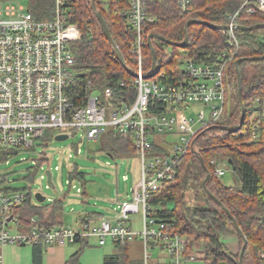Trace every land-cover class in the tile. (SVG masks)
<instances>
[{
	"label": "built area",
	"instance_id": "obj_1",
	"mask_svg": "<svg viewBox=\"0 0 264 264\" xmlns=\"http://www.w3.org/2000/svg\"><path fill=\"white\" fill-rule=\"evenodd\" d=\"M70 1L55 0L54 16L50 19H38L28 8L11 1L0 4V149H33L47 130L69 136L82 132L88 139L98 140L111 127L131 134L141 163V177L132 198L119 202L115 223L100 218L95 224L88 220L71 228L34 226L13 230L12 223L17 227L15 206L30 193L10 187L11 180L0 171V264L2 247L6 245H65L92 237L100 245L109 240L114 245H126L140 238L142 264L196 263L200 259L196 245L193 252H188L187 236L176 231L168 219L158 217L156 212L161 207L150 205L148 199L177 176L184 157L196 150L199 134L224 122L226 69L233 57L224 52L215 64L198 63L181 47L173 71L177 75L158 73L157 62L156 72L150 75L152 68L145 70L150 36L145 33V25L154 20L147 12L152 0H131V84L120 81L117 87L86 88L82 92L70 47L80 36L78 27L69 22ZM192 3L193 0H177L182 13H188ZM243 13H264V0H243L229 15L222 32L232 46L233 56L237 54V26ZM156 40L153 38L152 44ZM165 52L172 50L167 46ZM195 104L209 106L208 118ZM160 107L163 110L155 109ZM185 110H192L193 114L186 115ZM251 112L248 131L255 140L259 131H264V98L255 96ZM212 162L214 175L221 178L225 174L224 161ZM137 213L142 215L140 230L134 228L131 220ZM260 256L264 258V250Z\"/></svg>",
	"mask_w": 264,
	"mask_h": 264
},
{
	"label": "trees",
	"instance_id": "obj_2",
	"mask_svg": "<svg viewBox=\"0 0 264 264\" xmlns=\"http://www.w3.org/2000/svg\"><path fill=\"white\" fill-rule=\"evenodd\" d=\"M12 0H0V3ZM97 1V0H96ZM131 0H109L107 7L97 1V8L102 12L116 44L120 48L126 66L108 39L97 17L91 0H71L68 14L69 22L75 24L79 38L70 47L75 56V68L81 82L82 92L102 90L106 86L117 87L120 81L130 85L134 78V64L130 53V43L134 32L129 25ZM243 0H193L188 13H182L177 0H152L147 4V12L154 17L146 23L145 33L159 34L169 44L157 39L153 46L157 54L158 73L176 74L177 55L180 43L187 37L182 47L198 63L215 64L222 54L233 57L228 61L225 77L227 95L230 94L232 107L226 104L225 120L219 125L205 128L196 139V150L189 152L178 168L177 176L166 181L163 187L150 194L148 203L160 206L156 212L160 218L173 223L175 230L188 238V252H193L200 244L202 264H240V253L244 243L239 231L242 229L248 243L242 264H264L260 252L264 250V131H259L258 138L253 139L248 131L252 117L251 110L255 96L264 98V59H246L239 64L242 78V97L246 116L241 129H236L241 120V102L238 97V73L236 61L240 58H254L264 55V13L248 15L243 13L238 22L244 28L238 29L237 54L233 56L232 46L222 30L211 25L221 26L228 23V17L234 13ZM28 9L38 19H50L54 16L55 0H27ZM189 20L204 23H191ZM255 26V27H253ZM253 27V28H251ZM250 28V29H249ZM172 46L171 53L165 47ZM235 48V47H234ZM145 70L150 71L153 58L149 46L145 49ZM163 110L161 108H155ZM46 132L45 137L48 135ZM102 151L115 158L135 155L131 134H125L114 128H107L100 136ZM156 150L158 146H155ZM20 148L0 149V162L11 158ZM204 158V167L200 161ZM213 159L232 161L234 171L240 181L238 186L224 184L214 175ZM46 159H38L31 168L32 176L41 169ZM206 187L217 196L219 201L208 195L204 181L208 174ZM69 186L80 183L81 195L88 197L86 173L77 164H73L68 173ZM30 195V194H29ZM68 193L56 197L50 203L40 205L28 197L22 204L15 206L18 227L21 230L34 226L64 225L65 203ZM87 202L86 198L83 200ZM102 215L100 212H88L80 217L81 222ZM38 218L35 223L32 219ZM238 225V226H237ZM225 235H237L241 250L231 253L223 242ZM77 242L81 247L70 256L66 264H82L80 261L87 239ZM130 244H115L117 251L105 256L104 264H142V257L135 259L130 255ZM41 245H34V264H42ZM1 252V250H0Z\"/></svg>",
	"mask_w": 264,
	"mask_h": 264
},
{
	"label": "rangeland",
	"instance_id": "obj_3",
	"mask_svg": "<svg viewBox=\"0 0 264 264\" xmlns=\"http://www.w3.org/2000/svg\"><path fill=\"white\" fill-rule=\"evenodd\" d=\"M97 1L105 7L109 3V0ZM11 2L18 7L28 8L27 0H12ZM171 48L172 46H170ZM227 104L228 109H230L232 103L229 93L227 95ZM194 107L199 111L204 110L206 118H208L209 106L195 104ZM184 112L186 115L193 114L192 110H185ZM56 135L57 132L55 130H49L46 137L36 141L33 149L20 150L16 155L0 162V171L11 180L10 187L26 189L30 193L29 198L34 204L38 203L35 193L41 192L46 196V200L40 205L48 204L56 197H60L67 192L65 225H69V221L75 218L74 214L76 215L82 211L100 212L106 216L116 214L119 202L132 198L134 187L141 177L139 158L136 155L115 158L101 150V140H90L82 132L72 134L65 140H57L55 138ZM41 157L45 158L46 161L33 177L31 168L35 167ZM73 164H77L80 170L86 173V179L88 180L86 192L88 197L85 198L87 202L83 201L85 198L81 195L80 183L77 182L71 187L69 186L68 173ZM222 166L225 174L220 180L226 185L238 186L240 181L230 164L224 161ZM46 169H50L52 172L54 188L48 185L45 174ZM141 219V213L131 217L136 230H140L142 227ZM129 223L132 222L130 221ZM92 224L95 223L92 222ZM11 227L13 230L17 229L13 223ZM13 246L19 248L21 245L15 243L2 247L3 264H7V249L13 248ZM66 246L71 247L73 251L81 247L78 243ZM198 250H200V247H198ZM116 251L117 247L111 240L105 245H100L99 242L92 238L90 239V244L84 247L80 261L82 264H104L105 256ZM142 252V242L140 238H137L130 244V255L132 258L138 259L142 257ZM19 255L21 257L22 253ZM193 264H202V262L198 260ZM220 264L227 263L222 262Z\"/></svg>",
	"mask_w": 264,
	"mask_h": 264
},
{
	"label": "crops",
	"instance_id": "obj_4",
	"mask_svg": "<svg viewBox=\"0 0 264 264\" xmlns=\"http://www.w3.org/2000/svg\"><path fill=\"white\" fill-rule=\"evenodd\" d=\"M91 212V211H82L77 213L76 215L74 214L75 218L71 219L69 221V225H65L66 219L64 217V225H55L57 227H75L83 223L81 222L80 217H83L86 213ZM116 214H110L111 216H106V215H99L95 217L94 219H87L85 221H92L93 223H97V221L100 218H105L111 220L113 223L117 221L118 218V209L116 210ZM69 216V214H67ZM35 223L38 222V218H33ZM84 221V222H85ZM37 226H39L37 224ZM17 228L21 230L18 227V222H17ZM29 230V229H25ZM94 238V237H92ZM89 238L87 241L90 244V239ZM96 242H98L97 238H94ZM223 242L228 248V250L233 253V254H238L240 251V239L237 235H225L223 237ZM80 244L79 242H76ZM73 244V243H68L65 245H53V246H46L44 244H41V251H42V264H66V261L70 258L71 255H73L77 250L73 251L71 247H67L66 245ZM88 244V245H89ZM34 245H21L19 248L17 246H13V248L7 249L6 255H7V264H34ZM81 246V244H80ZM23 247V248H22ZM198 247H200V250H198ZM200 251H202L200 253ZM196 252L199 256V258H203L204 256V251L202 250V247L200 244H196ZM20 253H22V256L20 257Z\"/></svg>",
	"mask_w": 264,
	"mask_h": 264
},
{
	"label": "water",
	"instance_id": "obj_5",
	"mask_svg": "<svg viewBox=\"0 0 264 264\" xmlns=\"http://www.w3.org/2000/svg\"><path fill=\"white\" fill-rule=\"evenodd\" d=\"M91 1H92L93 8H94L95 11H96L97 17H98V19L100 20V22H101V24H102V26H103V28H104V31H105V33H106L108 39L110 40V42L112 43L113 47L115 48V50H116L117 53L119 54V57L121 58V60L123 61V63H124L125 66H126L125 58H124V56H123V54H122L120 48H119L118 45L116 44V42H115V40H114V38H113V36H112V34H111L109 28L107 27L102 12L97 8V1H96V0H91ZM191 23H204V22H201V21H198V20H189L188 23H187V25H186V29L188 28V26H189ZM211 26H213V27H215V28H217V29H220V30H222V29H224V28L227 27V26H225V25H221V26L211 25ZM257 26H259V27H264V24H260V25H257ZM253 27H255V26H253ZM253 27H251V28H253ZM237 28H238V29H248V28H244L242 25H238ZM249 29H250V28H249ZM153 38H156V39L162 40V41H164V42H167V43H169V44H172V43L168 42L164 37H162V36L159 35V34H150V36H149V46H150V50H151L152 58H153V66H152V70H151V74H150V75H153V74L156 72V62H157V54H156V50H155V48H154V46H153V44H152V39H153ZM186 42H187V37L185 38V40H184L182 43L179 44V46H180V47H183V46L186 44ZM246 59H252V60H254V59H264V55H263V56H257V57H254V58H240V59H238V60L236 61V69H237V73H238V97H239V101L241 102V107H242L240 124L236 127V129H241V128H242L243 123H244V119H245V116H246V109H245V106H244V103H243V97H242V78H241V72H240V69H239V64H240V62H241L242 60H246ZM126 67H127V66H126ZM219 127H222V128H224V129H226V130H231V128L228 127V126H221V125H219ZM68 137H69L68 134H57V135L55 136V138H56L57 140H65V139H67ZM200 161H201L202 165H203L204 167H206V165H205V161H204V158H203L201 155H200ZM229 164H230L231 166H233L232 161H229ZM233 170H235L234 167H233ZM45 174H46V177H47L48 185H49L50 187L54 188L55 185H54V183H53V178H52V172H51V170H50V169H46ZM210 176H211V175H210V173H209L208 176H207V178H206V180H205L204 183H203V184H204L205 191H206V193H207L208 195H210V196L213 197L215 200H217L218 202H220L219 199H218V197L215 196V195H213V194L210 192V190L206 187L207 180H208V178H209ZM35 198H36V200H37L39 203H42V202H44V201L46 200V196L43 195L41 192H36V193H35ZM220 203H221V202H220ZM237 226H238V225H237ZM239 231H240V233H241V235L243 236V239H244V243H243L242 250H241V253H240V264H242L241 260H242V258H243V256H244L245 251H246L248 240H247L246 236L243 234L242 229H241L240 227H239Z\"/></svg>",
	"mask_w": 264,
	"mask_h": 264
}]
</instances>
